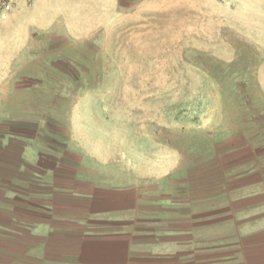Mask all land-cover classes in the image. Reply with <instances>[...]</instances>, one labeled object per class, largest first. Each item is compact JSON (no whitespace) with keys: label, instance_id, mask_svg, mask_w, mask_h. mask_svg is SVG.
Instances as JSON below:
<instances>
[{"label":"rangeland","instance_id":"rangeland-1","mask_svg":"<svg viewBox=\"0 0 264 264\" xmlns=\"http://www.w3.org/2000/svg\"><path fill=\"white\" fill-rule=\"evenodd\" d=\"M31 4L0 0L13 58L0 119L164 193L176 215L197 193L219 207L220 230L258 224L264 204L246 221L242 201H264V0H119L113 22L76 42L29 30L43 18Z\"/></svg>","mask_w":264,"mask_h":264},{"label":"crops","instance_id":"crops-1","mask_svg":"<svg viewBox=\"0 0 264 264\" xmlns=\"http://www.w3.org/2000/svg\"><path fill=\"white\" fill-rule=\"evenodd\" d=\"M32 7L43 18L29 30L76 42L113 22L119 0H32ZM1 46L0 68L10 71L13 58ZM0 121V264H264L263 215L256 225L220 230L219 207L197 193L176 215L164 193L145 195L136 181L76 163L49 145L50 135L44 142L42 133L20 129L26 122ZM242 203L248 221L264 201Z\"/></svg>","mask_w":264,"mask_h":264}]
</instances>
